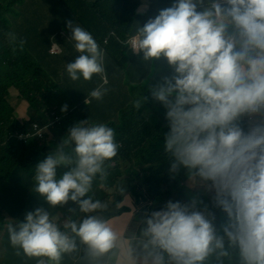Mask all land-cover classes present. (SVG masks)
Wrapping results in <instances>:
<instances>
[{
    "label": "clouds",
    "instance_id": "clouds-1",
    "mask_svg": "<svg viewBox=\"0 0 264 264\" xmlns=\"http://www.w3.org/2000/svg\"><path fill=\"white\" fill-rule=\"evenodd\" d=\"M66 26L79 53L66 63L68 76H100L89 96L102 100L105 52L78 24ZM132 40L144 62L164 58L172 70L150 89L166 110L169 172L183 170L188 188L209 193L210 203L168 200L138 228L115 227L103 215L110 204L89 193L97 181L106 185L120 144L112 127L86 119L36 165L34 191L48 208L7 225L11 247L37 264H62L65 256L85 264H264V0H174L137 25ZM59 48L52 38L51 50ZM146 100L142 95L135 108ZM61 166L69 170L58 177ZM69 201L79 216L61 220L53 210ZM214 209L227 216L221 229Z\"/></svg>",
    "mask_w": 264,
    "mask_h": 264
},
{
    "label": "trees",
    "instance_id": "trees-1",
    "mask_svg": "<svg viewBox=\"0 0 264 264\" xmlns=\"http://www.w3.org/2000/svg\"><path fill=\"white\" fill-rule=\"evenodd\" d=\"M173 3L174 0H149V19L155 18L160 10L171 7ZM140 7L142 0H0L2 239L9 223L23 222L25 214L38 207L48 208L43 203L46 201L34 191L35 167L55 150L68 135L69 128L86 119L90 123L103 121L112 127L120 144L117 156L110 162L106 185L97 181L89 193L110 204L103 214L105 218L113 220L130 212L124 205L128 196L145 199L147 194L165 202H188L193 196H198L210 203V196L188 188L183 170L174 177L170 174V163L164 153V134L168 131L166 110L150 97V93L146 94L149 97L139 110L133 104L128 109L120 107L117 117L95 116L96 110L114 107V103L106 104L91 97L90 103H85L86 94L99 78L93 76L90 81H84L81 77L72 81L66 75L62 76L66 41L71 36L66 26L68 21L90 32L101 44L108 37L122 41L135 35ZM10 33L15 39L9 36ZM52 38L60 45L62 55L51 54ZM21 40L25 41L23 50L20 48ZM106 95L113 97L114 92L108 89ZM141 96L138 95L137 99ZM15 97L30 110L27 120L15 118L12 104ZM132 97L133 94H130L125 98ZM64 105H67V111L62 112ZM146 110H153L154 116H147ZM33 124L49 126L45 138L20 140L18 135L30 132ZM68 170L59 167L57 176ZM117 185L122 191H115ZM110 190L113 195L108 194ZM112 196L115 197L113 204L110 203ZM162 205L154 210H159ZM214 211L215 225L221 229L227 222V216L219 209ZM53 214L66 215V210L63 206L58 207ZM6 264H37V261L23 254L16 255L15 250L8 246ZM62 264H85V261L78 256H65Z\"/></svg>",
    "mask_w": 264,
    "mask_h": 264
},
{
    "label": "crops",
    "instance_id": "crops-1",
    "mask_svg": "<svg viewBox=\"0 0 264 264\" xmlns=\"http://www.w3.org/2000/svg\"><path fill=\"white\" fill-rule=\"evenodd\" d=\"M149 12V0H142V7L137 10V14L139 17L138 25L140 27L144 26V24L149 20ZM69 35H71V31H69ZM133 36L134 35H132L130 38H132ZM111 38L112 37L106 38L102 44L100 42H96L98 43L99 47L105 52V67L108 83L104 85V87L114 92L113 97H108V95H105L102 101L106 104L114 103V107H105L103 109L96 110L97 112H95V116L117 117L120 114L118 109L124 106L125 103H127L128 98H125L127 94H133L134 91H137L139 92V95H143L144 97L148 98L149 95L146 96V94L150 93V89L158 83H161L164 76L171 75L172 71L167 66V62L166 60H164V58H161L158 61L154 60L150 62H144L142 59V53L137 55L131 50L132 47L129 42L130 38L122 40L123 42L118 41V39ZM78 55L79 53H77L73 47V42L68 39L66 41V63L74 62ZM94 76L98 77L99 81L97 84H94V87L86 94V99L90 98L89 93L93 89L103 83L100 76ZM67 77L69 76L66 71V78ZM150 97L152 98L151 95ZM12 104L17 105V102L14 103L13 99ZM25 108V110H28L27 106H25ZM28 114H30V110ZM145 114L150 117L154 116L153 110H146ZM93 123H97V121L94 120ZM99 123L105 122L100 121ZM193 190L210 196V194L203 189ZM145 197V199H137L136 197L128 196L126 198L127 203L124 202V205L129 208L130 212H125L120 215L119 218L111 220L113 225L118 229L123 230V226L127 222V228L129 230H134L139 227L140 221L143 219L146 212H151L155 207L165 203L164 200L153 199L147 194L145 195ZM39 200L43 202L40 198ZM43 203L47 205V203ZM70 203L71 201H69L68 204L65 205L69 207V214L67 216L59 214L61 220H75L77 218V211L71 209ZM70 209L72 211H70ZM212 264H215V261H213ZM224 264H229V262L225 260Z\"/></svg>",
    "mask_w": 264,
    "mask_h": 264
},
{
    "label": "rangeland",
    "instance_id": "rangeland-1",
    "mask_svg": "<svg viewBox=\"0 0 264 264\" xmlns=\"http://www.w3.org/2000/svg\"><path fill=\"white\" fill-rule=\"evenodd\" d=\"M64 75H66V60H65V65H63V72H62V76H64ZM127 95L130 96V94H127ZM138 95H139V92L134 91L133 92V98H128V102L124 105V108L128 109L132 104H134ZM21 101L22 100L19 101V99L17 97L14 98V103L17 102V105L13 104L14 110H15L14 116H15V118L20 119V120L21 119L27 120L29 117V115H28L29 110H25L26 104L21 102ZM108 194L113 195L111 190L108 191ZM114 201H115V197L112 196L110 198V203L113 204ZM70 207H71V209L77 211L76 215L78 217L79 216L78 205H76L74 202L71 201ZM63 208H65L66 216H67L69 214V207L64 205ZM2 236H3V233H0V264H6L7 247L9 246L11 248V246L8 243L7 230L5 231V236L3 237V239H2Z\"/></svg>",
    "mask_w": 264,
    "mask_h": 264
},
{
    "label": "built area",
    "instance_id": "built-area-1",
    "mask_svg": "<svg viewBox=\"0 0 264 264\" xmlns=\"http://www.w3.org/2000/svg\"><path fill=\"white\" fill-rule=\"evenodd\" d=\"M130 45L132 47L133 45V40L132 38H130ZM62 50L59 48L57 49L55 52H53L51 50V54L52 55H58L61 54ZM49 130V126L48 125H44V126H40L38 124H33L32 125V129L30 132L26 133V134H19L18 138L22 141H28L30 139H44L45 138V133H47Z\"/></svg>",
    "mask_w": 264,
    "mask_h": 264
}]
</instances>
